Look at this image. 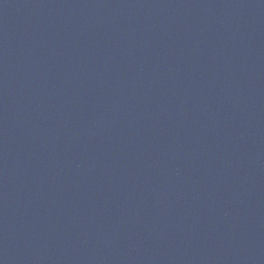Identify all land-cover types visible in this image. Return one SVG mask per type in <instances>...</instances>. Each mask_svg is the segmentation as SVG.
Instances as JSON below:
<instances>
[{"label":"water","instance_id":"obj_1","mask_svg":"<svg viewBox=\"0 0 264 264\" xmlns=\"http://www.w3.org/2000/svg\"><path fill=\"white\" fill-rule=\"evenodd\" d=\"M0 264H264V0H0Z\"/></svg>","mask_w":264,"mask_h":264}]
</instances>
